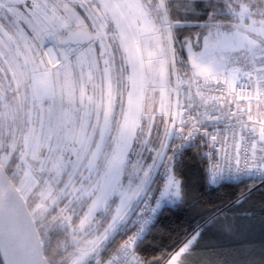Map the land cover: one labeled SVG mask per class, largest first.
<instances>
[{
  "label": "snow or ice",
  "instance_id": "1",
  "mask_svg": "<svg viewBox=\"0 0 264 264\" xmlns=\"http://www.w3.org/2000/svg\"><path fill=\"white\" fill-rule=\"evenodd\" d=\"M194 150L234 203L264 187V0H0V264H155Z\"/></svg>",
  "mask_w": 264,
  "mask_h": 264
},
{
  "label": "trees",
  "instance_id": "2",
  "mask_svg": "<svg viewBox=\"0 0 264 264\" xmlns=\"http://www.w3.org/2000/svg\"><path fill=\"white\" fill-rule=\"evenodd\" d=\"M181 170L189 193L183 209L166 212L143 247V255L155 264H163L166 248L193 218L208 217L223 209L220 219L232 225L231 231L216 225L201 239L192 259L186 264H261L264 257V187H257L249 199L234 203L241 189L230 183L209 186L195 150L184 157Z\"/></svg>",
  "mask_w": 264,
  "mask_h": 264
},
{
  "label": "built area",
  "instance_id": "3",
  "mask_svg": "<svg viewBox=\"0 0 264 264\" xmlns=\"http://www.w3.org/2000/svg\"><path fill=\"white\" fill-rule=\"evenodd\" d=\"M259 182L257 181V184H258ZM215 186V185H214Z\"/></svg>",
  "mask_w": 264,
  "mask_h": 264
},
{
  "label": "rangeland",
  "instance_id": "4",
  "mask_svg": "<svg viewBox=\"0 0 264 264\" xmlns=\"http://www.w3.org/2000/svg\"><path fill=\"white\" fill-rule=\"evenodd\" d=\"M257 188V187H256Z\"/></svg>",
  "mask_w": 264,
  "mask_h": 264
}]
</instances>
